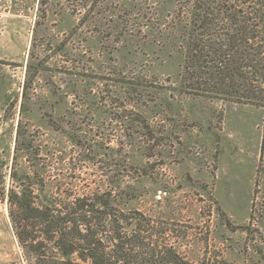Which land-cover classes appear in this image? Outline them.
Masks as SVG:
<instances>
[{
  "label": "rangeland",
  "instance_id": "obj_1",
  "mask_svg": "<svg viewBox=\"0 0 264 264\" xmlns=\"http://www.w3.org/2000/svg\"><path fill=\"white\" fill-rule=\"evenodd\" d=\"M186 1L0 0V155L4 160L8 164L12 160L16 126L25 107L24 116L41 137L45 153L72 148L63 133L47 124L51 114L68 122L71 113H77L94 130L96 122L105 123L109 140L114 137V142L103 143L106 152L122 150L106 162L125 164L128 154L119 144V134L124 133L119 123L111 124L109 108H89L82 100L73 101L72 95L62 98L52 90L86 92L99 82L97 73L108 72L114 63L120 69L123 61L175 85L183 57L170 48L161 50L165 39L171 42L165 38H171L170 32L162 37L154 23L143 33L122 32L128 23L140 31L150 14L158 21L163 18L165 24V17ZM147 37L161 43L146 46ZM29 63L36 74L38 96L24 102L22 86ZM174 94L165 123L154 111H147L160 138L153 157L146 160L139 152L127 159L148 172L136 183L139 197L129 206L155 216L158 223L170 222L173 231L167 239L192 262L264 264V169L257 174L264 109ZM52 160L57 168L69 167L68 158ZM99 164H79L77 183L94 187L102 177ZM253 204L258 209L255 219L250 218ZM243 225L246 231L240 228ZM0 264H33L1 199Z\"/></svg>",
  "mask_w": 264,
  "mask_h": 264
},
{
  "label": "trees",
  "instance_id": "obj_2",
  "mask_svg": "<svg viewBox=\"0 0 264 264\" xmlns=\"http://www.w3.org/2000/svg\"><path fill=\"white\" fill-rule=\"evenodd\" d=\"M165 18L164 24L163 18L158 21L150 14L140 31L128 23L122 34L143 33L150 23L159 25L162 37L170 32L171 38H165L171 42L165 39L161 50L170 48L183 57L175 85L123 61L120 69L114 63L108 72L97 73L99 82L86 92L52 90L62 98L72 95L73 101L82 100L89 108L108 107L111 124L119 123L124 133L119 134V144L127 159L139 152L146 160L153 157L160 138L147 111L165 123L174 92L184 98L264 109V0H187ZM147 39L146 46L161 43ZM32 68L29 63L22 86L24 102L38 96ZM24 111L25 107L10 164L0 155V199L7 203L14 233L33 264H199L186 259L167 239L173 231L170 222L158 223L155 216L129 206L139 197L136 183L148 172L127 159L125 164L106 162L122 150L106 152L103 143L114 142V137L109 140L104 122H96L94 130L81 114L71 113L68 122L51 114L47 124L63 133L72 148L64 152L55 148L49 155ZM54 158H68L69 167L57 168ZM83 161L101 163L102 177L94 187L77 183ZM263 166L264 119L257 174ZM257 211L253 204L251 219ZM240 228L247 230L246 225Z\"/></svg>",
  "mask_w": 264,
  "mask_h": 264
}]
</instances>
